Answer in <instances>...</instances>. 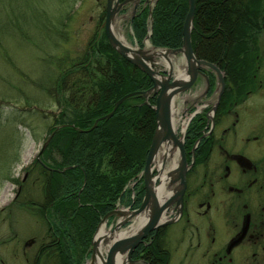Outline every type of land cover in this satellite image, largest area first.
<instances>
[{"label":"trees","instance_id":"trees-1","mask_svg":"<svg viewBox=\"0 0 264 264\" xmlns=\"http://www.w3.org/2000/svg\"><path fill=\"white\" fill-rule=\"evenodd\" d=\"M263 9L264 0H195L191 45L198 59L216 65L224 74L219 112L250 94V82L262 64L258 36L264 30ZM149 11V7H140L129 20L139 47L149 32ZM187 12V0H155L150 44L179 48ZM41 26L43 34L59 31L66 40L68 31L60 23L52 27L43 22ZM66 53L44 55L52 75L40 88L53 96L58 111L51 113L45 133L49 141L25 170V180H13L19 188L12 204L32 214L43 227L39 240L24 243L37 244L32 264H85L100 220L117 202L132 208L140 205L144 191L138 175L156 128L151 107L155 96L145 103L140 94L127 98L111 117L93 126L124 95L152 87L146 74L111 47L103 30L95 31L74 57ZM214 86L210 76L207 94ZM11 114L16 124L34 132L21 111L14 107ZM10 117L8 113V119H3L5 124ZM130 181L133 188L127 187Z\"/></svg>","mask_w":264,"mask_h":264},{"label":"rangeland","instance_id":"rangeland-1","mask_svg":"<svg viewBox=\"0 0 264 264\" xmlns=\"http://www.w3.org/2000/svg\"><path fill=\"white\" fill-rule=\"evenodd\" d=\"M154 1L148 0L145 4L144 0H139L137 9L145 6L152 7ZM105 2L106 0H0V264H32L37 244L24 246V243L27 244L29 239L37 241L43 235L40 221L12 203L19 188L13 180H25V170L38 156L42 145L47 140L45 133L47 125L51 121V113L58 111L53 96L40 88L41 84L46 85L50 82L52 75V67L44 55L49 52L63 51L74 57L76 53H80L95 31L103 30ZM133 7V2L125 4V14L123 15L122 12L117 14L113 32L121 38L124 44L138 49L132 39L129 25V19L134 14ZM262 19L264 18L262 17ZM43 22H45V26H58L60 23L61 29L68 31L66 40L60 38L59 31L49 35L43 34L41 26ZM261 25H264V22H261ZM258 42L262 62L258 75L259 78H263L264 31L259 34ZM141 48L146 53H152V50H155L147 40L143 42ZM168 60L171 63V71H168L160 57L155 56L153 62L156 63L157 70L167 71L170 73L171 79H174L183 68L182 57L169 55ZM47 86L51 88L50 83ZM203 87H205L203 82L201 84L197 82L191 88V92H187L186 96L179 97V101L177 99L178 114L173 117L177 133L180 131L181 120H178L180 115L184 112L189 115L196 108L201 107L209 110L215 103L216 88L213 87L212 95L206 97L201 94ZM251 100L255 113H262L264 93ZM244 103L246 104L244 108L247 106L249 108L248 110L243 108L239 112V136L246 135V130L250 126V98L246 99ZM37 104L46 107L37 109ZM14 107L22 112L26 123L29 121V125L34 129L33 133L22 124H16L13 114H11ZM185 109L188 110L184 111ZM33 111H36V114L32 113ZM8 113L11 115L10 122L5 124L3 119H8ZM14 125H17V133L14 130ZM171 161L172 159L168 162ZM166 169H168V163L165 164ZM31 188L26 190L28 196V191ZM116 219L114 217L110 221L111 224L106 223V229L110 231ZM109 225L111 226L109 227ZM178 226L171 225L167 230L169 234L168 247L172 248L174 252L176 249L174 257L178 258L177 254H179L180 260L184 264L204 262L206 259L200 257L201 251L195 253L192 249L186 250L184 244L179 246L182 240L178 235ZM118 231L121 230L118 229ZM186 234L184 236H187ZM219 236L221 235L218 231ZM186 251H188L187 256ZM237 252L238 258H250V263L245 261L244 264H264V253L258 255L256 261H252L250 248H240ZM239 264L243 263L239 262Z\"/></svg>","mask_w":264,"mask_h":264},{"label":"flooded vegetation","instance_id":"flooded-vegetation-1","mask_svg":"<svg viewBox=\"0 0 264 264\" xmlns=\"http://www.w3.org/2000/svg\"><path fill=\"white\" fill-rule=\"evenodd\" d=\"M205 74L211 76L207 71ZM258 74L250 82L247 98H250V126L246 135L239 136L238 133L239 112L246 105L244 101L233 102L225 112L218 110L220 101L214 110L215 103L209 110L201 107L192 112L183 132L178 135L186 160L181 204L171 203L165 215L173 222L148 233L132 251L131 261L124 259L125 264H184L179 254L178 258L174 257L176 249L174 252L168 247L167 230L171 225H179L178 235L182 240L179 246L184 244L186 250L192 249L195 253L201 251L200 257L206 260L199 264L250 263V258H238L237 250L240 248H250L252 261L263 255L264 108L262 113L256 114L251 103V99L264 93V77L259 78ZM204 80L203 77L198 78L200 83ZM205 89L206 86L201 94L204 95ZM177 99L174 98L171 105L172 117L178 114ZM184 116L188 114L184 112L178 120ZM174 128L176 132L175 123ZM161 156L152 166L151 177L155 179V188L165 180L168 199L180 187L178 172L171 167L172 162L177 164L179 158L176 154L168 157L165 162L168 169L165 170V165L162 169L157 167L158 162L161 165ZM139 177L143 186V177ZM218 231L222 237H218Z\"/></svg>","mask_w":264,"mask_h":264},{"label":"water","instance_id":"water-1","mask_svg":"<svg viewBox=\"0 0 264 264\" xmlns=\"http://www.w3.org/2000/svg\"><path fill=\"white\" fill-rule=\"evenodd\" d=\"M138 1L139 0H106L102 27L106 39L111 47L115 51H117L120 56L137 67L144 74H146L152 82V87L143 92H133L124 95L115 102L112 111L107 115L96 119L93 123V126H95L98 121L111 117L117 107L130 96L140 94L146 99L151 93L155 95V104L154 106H152V109L155 114L156 128L153 133L148 153L145 159V164L142 170L144 194L138 208L126 211L115 208L112 211L108 212L100 220V223L91 242V255L88 264L96 263V245L94 239L100 225L104 224L111 216L122 218L117 221L113 227H111V233L118 229L120 230L126 226H129L133 222V220L140 214H146L147 219L141 226H139L133 233L129 235H122L121 237L119 236V238L111 239L109 244H107V239L103 240L102 243L107 245V251L104 255L103 264H114L116 257L123 255H125L124 257L127 262H130L132 251L148 233L158 229L159 227H162L163 225L173 222V219L161 220V217L173 201H176L177 205L181 204L182 192L185 185L184 172L186 169V160L184 156L182 141L175 135V132L173 130L171 118L172 102L177 95L189 90L199 77H203L206 81V89L204 92V94H206L209 88V80L207 75L204 73V70L212 72L216 79L215 91L217 94L213 110L219 103L221 95L225 88L223 72L216 65L208 61L198 59L194 53V50L192 49L191 30L193 27L195 0H187L188 12L183 24L182 43L179 48L160 49L151 46L153 49L157 50V52L146 53L142 48L133 49L132 47L120 42V40H118L113 32L114 20L117 14H119L120 11L123 10L125 4L127 3H134V7L132 10V12L134 13L138 5ZM147 2L148 0L144 1L145 4ZM151 8L152 7H150L149 9L150 28L148 34L145 37V40L147 41L149 40L152 30ZM169 55H180L182 57L183 73L181 77L179 75L176 78L171 79L170 73L165 70L159 71L156 69V63L153 62L154 57H162L166 61L170 62L168 60ZM171 69L172 67L170 63L168 71H171ZM48 141L49 139H47L42 145L38 155L44 150ZM160 151H162L160 165L161 169L164 167L167 157L172 156V154L174 153L178 156L179 161L174 166V172H178L177 178L180 182V187L175 195L169 197L168 199H165V201L161 203L158 201V198L154 191L155 179L151 177L152 165L157 159ZM168 152L170 155H167ZM168 175L169 173H167L166 177H168ZM178 211H180V208L178 209ZM121 264L125 263L122 262Z\"/></svg>","mask_w":264,"mask_h":264},{"label":"bare ground","instance_id":"bare-ground-1","mask_svg":"<svg viewBox=\"0 0 264 264\" xmlns=\"http://www.w3.org/2000/svg\"><path fill=\"white\" fill-rule=\"evenodd\" d=\"M117 38H118V40H120V42H122L121 38H119V37H117ZM154 52H157V50H152V53H154ZM160 58L166 64V66L169 68L170 62L166 61L162 57H160ZM182 73H183V70L178 72V75H180V77H181ZM172 122H173L172 125L174 127L175 121L173 120ZM176 122H177V120H176ZM175 127H176V124H175ZM174 130H175V128H174ZM168 154H169V152L167 153V155ZM157 167L158 168L160 167L159 162L157 163ZM164 184H165V180H162L161 186L159 188H154V191H155L160 202L165 201V199L167 197L165 195L168 193L166 191ZM146 219H147L146 214H144V213L140 214L138 217H136L133 220L132 224L127 229L122 230V231L116 230L113 233H111L108 229H106L105 224H101V226L98 228V231H97L95 239H94L95 245H96V249H95L96 263L95 264H103L104 254L107 251V247H106L107 245L102 243L104 239H107V244H109L111 239L119 238V236L121 237L122 235H129L130 233H133L139 226H141ZM124 256L125 255L117 256L114 264H121L122 262H124V259H125Z\"/></svg>","mask_w":264,"mask_h":264}]
</instances>
